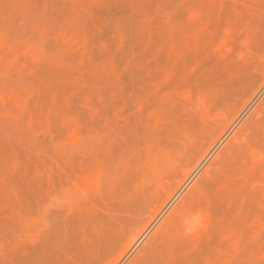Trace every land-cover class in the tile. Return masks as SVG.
I'll return each mask as SVG.
<instances>
[{
	"label": "rangeland",
	"instance_id": "rangeland-1",
	"mask_svg": "<svg viewBox=\"0 0 264 264\" xmlns=\"http://www.w3.org/2000/svg\"><path fill=\"white\" fill-rule=\"evenodd\" d=\"M0 264H264V0H0Z\"/></svg>",
	"mask_w": 264,
	"mask_h": 264
},
{
	"label": "bare ground",
	"instance_id": "bare-ground-1",
	"mask_svg": "<svg viewBox=\"0 0 264 264\" xmlns=\"http://www.w3.org/2000/svg\"><path fill=\"white\" fill-rule=\"evenodd\" d=\"M239 135V134H238ZM193 219V218H192ZM194 220V219H193ZM197 218L195 217V222H196ZM199 221V220H198ZM198 224V223H197ZM36 227V226H35ZM34 227V228H35ZM29 229H32V227H29ZM37 229V228H36ZM29 232V231H28Z\"/></svg>",
	"mask_w": 264,
	"mask_h": 264
}]
</instances>
